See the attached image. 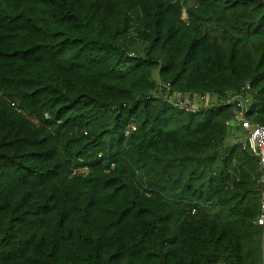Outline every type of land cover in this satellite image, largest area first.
<instances>
[{"label":"trees","instance_id":"1","mask_svg":"<svg viewBox=\"0 0 264 264\" xmlns=\"http://www.w3.org/2000/svg\"><path fill=\"white\" fill-rule=\"evenodd\" d=\"M228 95L264 126V0H0V264H264Z\"/></svg>","mask_w":264,"mask_h":264},{"label":"built area","instance_id":"2","mask_svg":"<svg viewBox=\"0 0 264 264\" xmlns=\"http://www.w3.org/2000/svg\"><path fill=\"white\" fill-rule=\"evenodd\" d=\"M183 18L185 19V13H183ZM130 57L133 56L132 53L129 54ZM158 92L160 96L162 95V101L166 102L169 105L177 108L178 110L188 112V113H196L202 106H205L209 101L208 95L196 96L191 99L185 95H182L178 92H171V88L169 85L162 86L161 83H158ZM164 89V92L161 90ZM249 86H246L245 90H248ZM226 104H236L238 110L236 112L235 117L227 122V125H235L240 128L242 132V138L240 142L242 144L243 149H249L253 154H255L259 161L260 166L264 171V126L259 124H253L247 120L246 115V101L242 96H226L224 99ZM135 127L131 125L127 128L125 135H128L130 130H134ZM262 179H264V172ZM261 216L258 219V224L263 226L264 230V195L261 205Z\"/></svg>","mask_w":264,"mask_h":264},{"label":"rangeland","instance_id":"3","mask_svg":"<svg viewBox=\"0 0 264 264\" xmlns=\"http://www.w3.org/2000/svg\"><path fill=\"white\" fill-rule=\"evenodd\" d=\"M211 98H212V97H211ZM237 138H238V139H241V138H242V136H241V135H237Z\"/></svg>","mask_w":264,"mask_h":264}]
</instances>
